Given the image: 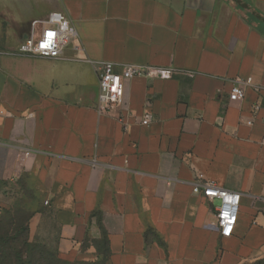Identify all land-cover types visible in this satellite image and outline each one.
Wrapping results in <instances>:
<instances>
[{
    "label": "crops",
    "instance_id": "obj_1",
    "mask_svg": "<svg viewBox=\"0 0 264 264\" xmlns=\"http://www.w3.org/2000/svg\"><path fill=\"white\" fill-rule=\"evenodd\" d=\"M54 11L77 33L61 57L22 54ZM105 63L172 74L127 81L121 113L106 115ZM255 104L264 0H0V185L29 190L34 219L52 215L63 260H97L105 235L108 264H264ZM199 173L242 196L231 238L219 233V200L193 192Z\"/></svg>",
    "mask_w": 264,
    "mask_h": 264
},
{
    "label": "built area",
    "instance_id": "obj_2",
    "mask_svg": "<svg viewBox=\"0 0 264 264\" xmlns=\"http://www.w3.org/2000/svg\"><path fill=\"white\" fill-rule=\"evenodd\" d=\"M38 24L43 25V29L36 36L34 28ZM32 27V33L21 45L20 52L25 55H37L48 59L60 58L64 47L77 34L69 19L63 13L56 11L51 12L46 21L34 22ZM171 74L170 71L135 65H124L118 71L113 63H105L99 83V113L106 115L121 113L127 81L135 77L168 78ZM249 85H252L251 79L233 83L229 100L238 102L244 99L245 87ZM252 111L257 115L262 113V120L264 121V108L260 104H255ZM119 119L124 123L122 116ZM152 122L153 116L150 113L146 114L142 121L146 126ZM23 155L29 157L31 152L26 151ZM193 192L208 201L219 200L216 207L219 233L222 238H231L238 222L242 196L238 192L224 189L213 181H208L201 173L197 175ZM45 205H48V202Z\"/></svg>",
    "mask_w": 264,
    "mask_h": 264
},
{
    "label": "rangeland",
    "instance_id": "obj_3",
    "mask_svg": "<svg viewBox=\"0 0 264 264\" xmlns=\"http://www.w3.org/2000/svg\"><path fill=\"white\" fill-rule=\"evenodd\" d=\"M32 199L33 196L27 189L0 185V245L2 247L1 239L5 238L16 243L15 247L26 254V242L31 245V251L28 250L27 254L32 252L33 255L48 260L57 251L58 227L50 213L34 219L36 206L31 202ZM42 258L39 259L40 262L43 261Z\"/></svg>",
    "mask_w": 264,
    "mask_h": 264
},
{
    "label": "trees",
    "instance_id": "obj_4",
    "mask_svg": "<svg viewBox=\"0 0 264 264\" xmlns=\"http://www.w3.org/2000/svg\"><path fill=\"white\" fill-rule=\"evenodd\" d=\"M1 242L2 247L0 245V256L2 262H0V264H108L110 257L108 239L105 235L99 243L93 241L97 246L98 254V259L94 261H66L60 258L58 249L54 252V254H51L50 259L44 260L40 256L33 255L32 252H30V255L27 254L28 250L31 251V245L26 244V242L24 243V246L28 248L26 250V254L22 250L19 251V249L15 247L16 243L14 244L13 242H9L5 238L1 239ZM86 245H89V243ZM43 251L45 250L43 249ZM40 258H42L43 261L40 262Z\"/></svg>",
    "mask_w": 264,
    "mask_h": 264
}]
</instances>
